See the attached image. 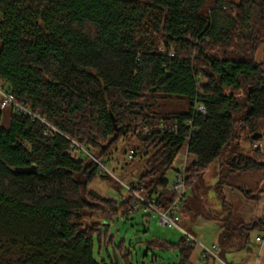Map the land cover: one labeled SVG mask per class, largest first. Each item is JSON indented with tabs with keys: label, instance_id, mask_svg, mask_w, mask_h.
Here are the masks:
<instances>
[{
	"label": "trees",
	"instance_id": "16d2710c",
	"mask_svg": "<svg viewBox=\"0 0 264 264\" xmlns=\"http://www.w3.org/2000/svg\"><path fill=\"white\" fill-rule=\"evenodd\" d=\"M0 82L58 130L44 134L13 109L4 127L0 108V264H101L99 223L82 221L150 208L138 195L166 209L167 173L185 143V191L221 156L220 197V184L264 170L261 145L250 155L239 144L242 134L259 140L264 122V0H0ZM172 98L185 106L167 108ZM160 121L177 134H141ZM129 133L152 152L127 195L101 197L89 185L108 173L81 150L72 156L71 140L102 157ZM32 164L35 173L13 170ZM262 225H243L246 239ZM150 243L194 264L184 235Z\"/></svg>",
	"mask_w": 264,
	"mask_h": 264
},
{
	"label": "rangeland",
	"instance_id": "374dc122",
	"mask_svg": "<svg viewBox=\"0 0 264 264\" xmlns=\"http://www.w3.org/2000/svg\"><path fill=\"white\" fill-rule=\"evenodd\" d=\"M262 48L263 45L256 51V60L261 59ZM185 104L186 102L181 99L172 98L166 101V106L169 109H181ZM1 110V124L7 127L10 107L7 106ZM259 131H264V122L260 124ZM134 135V133H129L121 137L102 156L101 159L105 163L108 176L105 178L96 177L92 180L89 188L95 194L104 198L120 200L121 197L128 193L125 184H129L139 177L143 170L145 156L147 157L152 152V148L141 145ZM243 137L244 134L239 138L240 149L252 155L253 153L249 151L248 142ZM260 139L264 140V136ZM130 149L135 151V155L132 158L127 157ZM73 156L80 158L82 154L79 151H74ZM222 159L223 156L211 162L198 177L195 185L186 189L185 199L178 205L176 212L179 227L161 225L158 213L150 208L141 207H138L132 213L119 214L118 218L94 215L92 218L84 219L82 221L83 226H88L92 222L99 223L100 239L97 235L94 236V258L101 264H110L111 262L119 264H177L178 254L176 250L164 248L150 242L155 237H158L176 243L183 236L182 230L189 232L200 243L210 246L213 229L218 224L227 222V215L229 213V208L226 205L225 207L222 206L221 199L214 189V183L217 181ZM261 174L263 172L245 173L238 177V179L236 178V181L242 183L246 189L254 191V185L245 183V180H250L249 178L251 177L254 179ZM171 175V170H169L167 177L170 181L172 179ZM195 215H197L196 219L199 218V215L206 216L209 221L198 229L191 222L192 217ZM249 233V241L245 248L243 247L239 250L240 254H242V257L246 255L245 260H247V264H257V261L258 264H264V240L263 242L255 241V236L261 234V229L260 231L258 228L251 229ZM217 256L219 255L217 254ZM219 257L228 262L240 259L238 255L233 254H226V258ZM192 260L194 264H201L205 260L204 258H200V247L198 244H195ZM212 260L214 264H222L221 260L216 257H213Z\"/></svg>",
	"mask_w": 264,
	"mask_h": 264
},
{
	"label": "built area",
	"instance_id": "2783aa9c",
	"mask_svg": "<svg viewBox=\"0 0 264 264\" xmlns=\"http://www.w3.org/2000/svg\"><path fill=\"white\" fill-rule=\"evenodd\" d=\"M10 107V109H13L18 114L28 116L32 120L38 121L41 125L44 126L45 131L44 134H47L51 130L58 131L54 126H52L47 120L42 116V114L39 112V110L32 109L28 104H22L15 100L14 95L12 92L8 89V87L0 82V108ZM193 111H196L199 114H202L203 116L206 115V109L205 107L200 104L196 103L194 104ZM190 120L188 121V124H190ZM192 129V127H191ZM152 130H158L160 132H167L171 134H177V125L176 123H166L163 121H160L155 124L150 125H144L141 129L142 135H150ZM72 141V147H74L73 150H71L72 156L74 155V151L81 150L84 154L89 156L90 159H92L96 165L97 168L102 172H107V168L105 166V163L102 161V157H98L91 151L84 148L82 145L76 143L74 140ZM260 145L258 141H255L252 143V148H257ZM186 143L184 145V148L180 150L176 156L174 157L172 163H171V181L169 185V189L173 190L175 193L174 200L170 203V205L166 209H159L154 205V199L152 200H146L142 196L138 195V198H140L143 202H145L151 209H153L156 213H158L159 216V223L166 227H179L178 225V217H177V209L178 205L181 204V202L185 199V188H184V170L186 165V158H187V152H186ZM134 154V150L130 149L127 157L132 158ZM127 187V190H132L129 186V184H125ZM134 192V191H133ZM263 225L261 228V234H258L255 237L256 242H263L264 240V215L262 216ZM183 235L185 236L186 240L191 244H198L200 247V255L202 258H218L221 260L222 264H236L234 262H228L225 259H221L216 254V244H211L210 246H206L202 243H200L193 235H191L189 232L182 230Z\"/></svg>",
	"mask_w": 264,
	"mask_h": 264
},
{
	"label": "crops",
	"instance_id": "0c3cea01",
	"mask_svg": "<svg viewBox=\"0 0 264 264\" xmlns=\"http://www.w3.org/2000/svg\"><path fill=\"white\" fill-rule=\"evenodd\" d=\"M257 141L261 145L260 152H256L254 148H252L251 144L248 143L249 151L253 154L256 152L257 157L260 156V159L264 160V140L259 139ZM220 171L221 166L219 167L218 176ZM255 172H263V174L257 176L254 179L251 177L249 178L250 180H245V183H251L254 185V191L246 189L242 183L236 181L235 179L233 180L234 184H220V197L216 191L218 178L214 183V189L218 197L221 199L222 206L225 207L226 205L229 208V213L227 215V222L224 224H218L216 228L213 229L211 244H216L217 254L223 258H226V254L238 255L240 258L238 261L232 260L236 264H247V260H245L246 255L242 257V254H240L239 250H241L243 247H246V244L249 241L250 233H248L247 240L245 232L241 227H243V225H247L253 219H261L264 215V170L254 171L253 173ZM238 177L236 178L238 179ZM196 216L197 215L192 217L193 219L191 222L193 226L197 227L198 229H200L207 221H209L207 220L206 216L199 215V218L197 219ZM233 219L234 221H232ZM256 228H258L260 231L261 226ZM199 234L202 235L201 233ZM241 240H243V242H241ZM256 263L258 264V261ZM201 264H214V261L211 257H207Z\"/></svg>",
	"mask_w": 264,
	"mask_h": 264
},
{
	"label": "water",
	"instance_id": "95a60500",
	"mask_svg": "<svg viewBox=\"0 0 264 264\" xmlns=\"http://www.w3.org/2000/svg\"><path fill=\"white\" fill-rule=\"evenodd\" d=\"M112 121L114 122V118L112 117ZM115 129L117 130L118 127L115 126ZM262 136H264V131H256L252 134L253 138H261ZM16 172H20V173H26V174H30V173H35L36 172V165L32 164L29 166H25V167H16L13 169Z\"/></svg>",
	"mask_w": 264,
	"mask_h": 264
}]
</instances>
